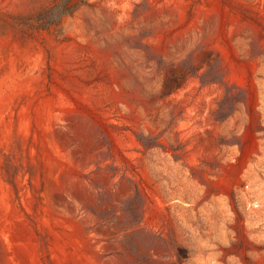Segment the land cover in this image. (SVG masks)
I'll return each mask as SVG.
<instances>
[{
    "label": "rangeland",
    "instance_id": "374dc122",
    "mask_svg": "<svg viewBox=\"0 0 264 264\" xmlns=\"http://www.w3.org/2000/svg\"><path fill=\"white\" fill-rule=\"evenodd\" d=\"M0 264H264V0H0Z\"/></svg>",
    "mask_w": 264,
    "mask_h": 264
},
{
    "label": "trees",
    "instance_id": "16d2710c",
    "mask_svg": "<svg viewBox=\"0 0 264 264\" xmlns=\"http://www.w3.org/2000/svg\"><path fill=\"white\" fill-rule=\"evenodd\" d=\"M73 8L67 7L66 3H57L44 13L37 17V20L43 28H49L59 23L65 15L71 13Z\"/></svg>",
    "mask_w": 264,
    "mask_h": 264
}]
</instances>
